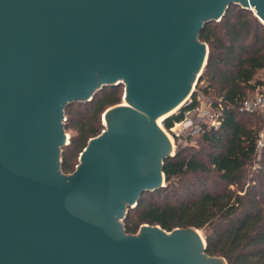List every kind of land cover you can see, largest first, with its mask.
I'll return each instance as SVG.
<instances>
[{
    "label": "water",
    "instance_id": "obj_1",
    "mask_svg": "<svg viewBox=\"0 0 264 264\" xmlns=\"http://www.w3.org/2000/svg\"><path fill=\"white\" fill-rule=\"evenodd\" d=\"M232 5L264 24V0H0V264H228L197 228L121 221L165 185L156 120L193 95L200 33ZM118 85L127 104L64 174L66 107Z\"/></svg>",
    "mask_w": 264,
    "mask_h": 264
},
{
    "label": "trees",
    "instance_id": "obj_2",
    "mask_svg": "<svg viewBox=\"0 0 264 264\" xmlns=\"http://www.w3.org/2000/svg\"><path fill=\"white\" fill-rule=\"evenodd\" d=\"M200 40L209 54L197 91L163 124L169 130L181 122L198 106V92L221 104V124L203 126L198 147H179L164 161L165 185L140 197L124 229L135 235L144 224L168 231L194 227L202 231L208 255L228 264H264V148L257 149L264 116L239 110L245 99L264 92V24L232 5L220 21L204 26ZM122 87H104L91 101L66 107L65 130L72 136L62 148L64 174L75 171L88 141L105 129L102 115L122 102Z\"/></svg>",
    "mask_w": 264,
    "mask_h": 264
},
{
    "label": "rangeland",
    "instance_id": "obj_3",
    "mask_svg": "<svg viewBox=\"0 0 264 264\" xmlns=\"http://www.w3.org/2000/svg\"><path fill=\"white\" fill-rule=\"evenodd\" d=\"M204 71V69H203ZM202 71V73H203ZM264 78V76H263ZM199 81V80H198ZM198 83V82H197ZM102 84V82L100 83V85ZM203 84V83H202ZM201 84V85H202ZM99 85V86H100ZM98 86V87H99ZM98 87H95L94 90H96ZM122 102L120 103L121 104H124L125 103V100L123 99L124 97V91H125V86L123 85L122 89ZM197 91V84L194 86V92L193 94ZM198 96H197V100H198V108L200 107H204L205 105L207 104H211L213 106V108H218L216 106V104L213 102L212 99H210L209 97H206L204 96L202 93L198 92L197 93ZM254 97V96H253ZM190 100H192V96L189 97V99L186 101V103L183 105L185 106ZM220 110V108H218ZM179 111V110H178ZM176 111V113L178 112ZM104 114V113H103ZM175 114V113H174ZM66 116V115H65ZM172 116V115H171ZM189 118H192L194 121H196L198 123L199 126H206L208 128L209 125L208 123H206L207 121L203 118H200L198 116V112H192L191 114L188 115ZM168 118V117H167ZM104 121L102 120V124ZM163 124V123H162ZM163 127V132L165 133V135H169L170 137H172V141H173V146L171 148V152L172 153H176L178 148L179 147H183L187 144L189 145H192V146H195V147H198V144H197V138H199L200 134H201V130L199 131L198 129H195V128H186L185 126L183 125H175L173 127L172 130H168L164 124L162 125ZM66 131V134H67V137H66V143H70V140H71V136H72V133L70 130H65ZM89 142V141H88ZM67 144V145H68ZM88 145V144H87ZM66 146V145H65ZM64 147V146H63ZM62 147V148H63ZM63 151L61 150L59 152V159H62L63 158ZM81 154V153H80ZM76 166H75V170H76V167L80 164V155L78 156L77 160H76ZM72 174V173H71ZM66 175H69V174H66ZM121 224L123 225L124 227V219H122L121 221Z\"/></svg>",
    "mask_w": 264,
    "mask_h": 264
},
{
    "label": "built area",
    "instance_id": "obj_4",
    "mask_svg": "<svg viewBox=\"0 0 264 264\" xmlns=\"http://www.w3.org/2000/svg\"><path fill=\"white\" fill-rule=\"evenodd\" d=\"M192 100H190L187 104H190ZM216 106L220 108H213L211 104H207L204 107L198 108L196 106L195 108L188 110L185 112L184 119L181 122L175 123V125H183L186 128H195L198 129L199 131L202 129V126H199L196 121H194L192 118H189L188 115L191 114L192 112H198V116L200 118L205 119L209 125V127H214L217 128L220 126L221 121H220V112L223 109L221 104ZM240 112L243 113H255V112H260L264 116V92L256 94L252 98H247L245 99L239 108ZM66 122V116H65V121ZM173 126V127H174ZM170 128L169 130L173 129ZM264 148V126L258 136L257 140V149L261 151Z\"/></svg>",
    "mask_w": 264,
    "mask_h": 264
},
{
    "label": "bare ground",
    "instance_id": "obj_5",
    "mask_svg": "<svg viewBox=\"0 0 264 264\" xmlns=\"http://www.w3.org/2000/svg\"><path fill=\"white\" fill-rule=\"evenodd\" d=\"M193 89V88H192ZM190 97V93L187 95V97H186V100L188 99ZM127 103H126V101H125V103H124V105H126ZM174 112V111H173ZM169 114H172V113H168V114H166V115H163V116H161V117H159L157 120H156V123L158 124V126L159 127H161V129L162 130H164L163 129V127H162V123H163V121L169 116ZM106 123V122H105ZM167 138L169 139V141H170V143H171V146H173V139H172V137H170L169 135H167ZM200 233H201V235H203L202 234V231H200ZM203 237V236H202ZM204 239V238H203Z\"/></svg>",
    "mask_w": 264,
    "mask_h": 264
}]
</instances>
